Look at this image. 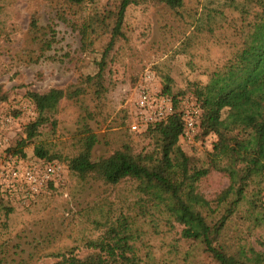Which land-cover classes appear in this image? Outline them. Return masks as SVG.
<instances>
[{
    "label": "trees",
    "instance_id": "16d2710c",
    "mask_svg": "<svg viewBox=\"0 0 264 264\" xmlns=\"http://www.w3.org/2000/svg\"><path fill=\"white\" fill-rule=\"evenodd\" d=\"M45 3L48 22L32 15L16 58L75 72L77 79L66 87L26 92L37 115L8 150L26 157L34 144L44 164H66L74 185L64 209L32 221V228L16 223V208L0 190V264H264V251L253 242L256 231L264 230V0H228L225 5L237 15L208 7L207 25L199 23L195 31H207L221 43L226 36L228 54L205 71V81L190 80L177 91L174 78L164 74L162 95L172 96L173 111L149 123L147 147L136 149L123 121L114 139L105 137L109 153L97 159V129L109 122L111 135V122L117 121L109 74L118 43L131 42L129 12L160 7L184 19L187 0ZM11 4L0 0V41L15 44V27L7 25ZM112 14L117 24L104 38ZM67 35L72 41L64 43ZM192 39L181 42L184 50ZM88 52L90 65L83 70ZM187 96L194 102L191 135L188 111L180 105ZM8 99L0 83V105ZM64 100L77 107V115L69 141L59 146L45 136L56 133ZM20 114L16 110L14 116ZM49 124L52 129L45 130ZM210 135L212 147L200 150L199 141ZM215 172L228 184L207 196L202 184ZM61 176L46 186L55 189Z\"/></svg>",
    "mask_w": 264,
    "mask_h": 264
},
{
    "label": "rangeland",
    "instance_id": "374dc122",
    "mask_svg": "<svg viewBox=\"0 0 264 264\" xmlns=\"http://www.w3.org/2000/svg\"><path fill=\"white\" fill-rule=\"evenodd\" d=\"M10 1L12 4L8 11L7 25L15 27L16 42L14 44L0 41V83H3L9 91V99L0 105V190L4 191L5 197L11 199L16 208V223L25 226L28 224L27 227L32 228V221L49 216L51 211L58 212L56 208L64 209L62 204L69 197L74 182L66 164L62 163L65 172L61 176L62 180L54 186L55 189L44 185L38 186L36 191L24 180L23 175L26 168L35 167L41 171L44 166V162L34 154V144L26 148L27 156L21 158L11 155L8 149L20 136H25V125L37 115L26 92H45L52 87H66L77 79V73L64 72L57 67L55 70V66L51 64L50 67L27 64L16 58L15 51L23 42L32 15L37 13L41 23H47L49 12L45 0ZM227 2L228 0H187L185 7L187 16L184 19L170 16L160 7H138L129 12L126 27H129L128 30L131 29V42L118 43L120 52L115 57L109 74V78H112L110 84L113 87V92L109 95L110 108L114 109L117 121L111 122L115 125L113 130H110L111 135L107 136L106 133L109 122L97 129L101 142L94 149L96 159L109 153L105 137L114 139L122 130L119 125L123 121L127 123L125 124L127 127L130 126L129 131L132 133L138 151L147 147L151 141V138L145 135L150 122L136 105L137 94L142 87L140 86L142 75L145 71H149L152 75L148 81L149 84H145L160 96L163 90L164 74H170L174 78L173 89L177 91L184 88L190 80L205 81L207 79L205 71L225 58L229 52L224 42L227 39L226 36L221 35L223 37L221 43L215 40V35L210 38L207 31L199 32L197 29L195 31V28H198L196 26L199 23L207 25L210 6L224 8L228 14L237 15V11L225 5ZM195 11H197L196 14ZM189 13L194 14V17L189 16ZM107 23V33L104 38H107L117 24L113 14L109 16ZM191 36L193 45L184 50L181 42ZM217 36L220 37L219 34ZM68 41H72L69 35L66 36L64 43ZM90 59L88 52L83 61L85 65L83 70L88 69ZM165 97L169 98L173 105L172 96L165 95ZM180 105L186 111L194 109L193 99L188 96L181 97ZM16 110L21 113L19 117L14 116ZM76 115L77 107L64 100L60 111L56 114L59 120L56 133L46 134L45 137L57 142L59 146H62L64 142L67 143L70 136L69 130L75 124ZM133 123L138 124L137 130L132 129ZM50 129H52L51 124L45 128V130ZM214 139L215 137L210 135L205 143L199 141L200 150L211 148ZM13 165L20 169L21 178L15 186H8L9 184L2 182V177L7 175L5 173L9 171L8 166ZM227 184L228 180L215 172L202 184V188L207 196H213ZM35 228L40 229L38 226ZM180 231L179 228L178 235ZM253 242L258 250L264 251V230L256 231ZM80 253L85 255L88 250L82 247Z\"/></svg>",
    "mask_w": 264,
    "mask_h": 264
},
{
    "label": "built area",
    "instance_id": "2783aa9c",
    "mask_svg": "<svg viewBox=\"0 0 264 264\" xmlns=\"http://www.w3.org/2000/svg\"><path fill=\"white\" fill-rule=\"evenodd\" d=\"M152 78L151 73L148 71L146 73L145 83ZM142 85L139 89L136 99V105L139 110L145 115L148 122H154L156 120L165 118L170 112L173 111V105L171 100L164 95L158 96L156 92L152 91L147 84ZM149 84V83H148ZM152 111V112H149ZM149 112V114H148ZM194 112L199 110L195 108ZM188 125L186 133L191 135L194 130V117L191 115V111H188L187 115ZM139 128L137 123L132 124V129L137 130ZM9 171H7L4 177H2V182L9 184L8 186H15L16 182L20 181V169L16 165L8 166ZM65 172L64 166L59 163H48L44 164L41 171L37 170L35 167L26 168L23 175L24 180L28 182L34 190L38 186L42 187L47 185L49 181L56 179L63 175ZM37 191V190H36Z\"/></svg>",
    "mask_w": 264,
    "mask_h": 264
}]
</instances>
